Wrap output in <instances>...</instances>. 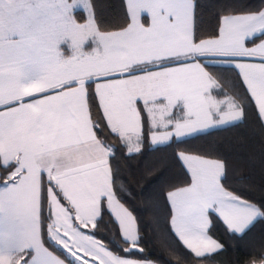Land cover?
I'll list each match as a JSON object with an SVG mask.
<instances>
[{"label": "snow or ice", "instance_id": "1", "mask_svg": "<svg viewBox=\"0 0 264 264\" xmlns=\"http://www.w3.org/2000/svg\"><path fill=\"white\" fill-rule=\"evenodd\" d=\"M77 4L81 19L72 15ZM101 7L56 0L19 13L21 27L34 25L46 40L42 80L21 86V66L0 61V264H162L143 247L129 206L132 180L151 187L159 170L125 173L122 162L141 157L149 139L171 146L250 115L264 128V5L224 7L208 33L197 0H124L126 18L112 27L101 23ZM174 157L190 182L160 180L150 200L169 210L158 235L169 264L226 250L209 235L210 213L237 235L264 221V197L221 183V158L188 149ZM243 264H264V238Z\"/></svg>", "mask_w": 264, "mask_h": 264}, {"label": "trees", "instance_id": "2", "mask_svg": "<svg viewBox=\"0 0 264 264\" xmlns=\"http://www.w3.org/2000/svg\"><path fill=\"white\" fill-rule=\"evenodd\" d=\"M102 5L99 18L105 27H112L122 23L125 16L124 0H98ZM200 5L198 14L201 20V30L208 33L215 24L216 16L224 7L232 6L240 9H258L264 5V0H197ZM72 15L81 19L82 10H74ZM225 75H231L225 73ZM93 84L92 81L88 82ZM94 89V86L92 85ZM227 90V89H225ZM170 145H151L150 140L143 146V155L137 159L123 161L124 171L135 172L139 175L145 168H156L160 173V180L171 184L183 185L190 182V178L175 162L174 153L179 149L205 153L221 158L225 164V175L221 183L229 190L241 194L249 199L264 197V128H261L253 116L240 120L234 125L222 128H212L208 132L194 137H188L181 142H170ZM160 180L154 181L149 187H143L132 180L134 195L129 200V206L138 217V227L143 238V247L154 258H159L162 264H169L165 255L158 247V235L161 227L167 224L168 209L153 208L150 200ZM212 226L211 235L218 242L224 244L225 251L200 259V264H243L250 244L264 238V221H257L244 235L229 233L226 226L214 213H210ZM100 228L105 236L109 228L105 222H100ZM87 231V230H86ZM179 242H174L173 246ZM115 247V244H113ZM180 250L187 253L182 245ZM62 258V249L51 245ZM191 254L188 258L190 259Z\"/></svg>", "mask_w": 264, "mask_h": 264}, {"label": "crops", "instance_id": "3", "mask_svg": "<svg viewBox=\"0 0 264 264\" xmlns=\"http://www.w3.org/2000/svg\"><path fill=\"white\" fill-rule=\"evenodd\" d=\"M45 3L55 4L56 0H24L27 9L36 10V8L39 7L38 10H41V6ZM73 11L72 9V12ZM42 19L43 17L37 18L38 21ZM142 19L148 22L150 17L145 12L142 13ZM14 29L15 30H9L6 33L7 37L4 36V34L0 35V37H6L8 39L7 43L3 41L0 43L2 45L6 44L5 46H0V61H15L18 63L22 68L19 84L21 86H27L42 80L48 73L50 61L46 58V40L40 35L34 25L21 27V20L17 21V25L14 26ZM94 46L93 42L89 40L85 42L82 48L85 52H91ZM59 49L62 52V58H68L72 55V51L68 47V42L61 43ZM45 94L47 93L33 94L32 97L25 98V102L36 98H42Z\"/></svg>", "mask_w": 264, "mask_h": 264}, {"label": "rangeland", "instance_id": "4", "mask_svg": "<svg viewBox=\"0 0 264 264\" xmlns=\"http://www.w3.org/2000/svg\"><path fill=\"white\" fill-rule=\"evenodd\" d=\"M26 9L24 0H0V35L6 36L9 30H15L14 26L17 25V21L20 20L19 13ZM36 8V10H38ZM83 10L80 5H76L73 10ZM16 17V18H15ZM7 37V36H6ZM6 37H0V43L3 41L4 43L8 42ZM6 45V44H5ZM0 44V46H5ZM150 140V139H149ZM151 143V141H150ZM152 145V144H151ZM159 145V144H157ZM70 258V257H68Z\"/></svg>", "mask_w": 264, "mask_h": 264}]
</instances>
